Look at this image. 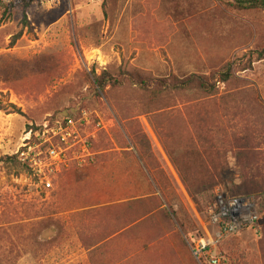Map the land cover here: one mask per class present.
Returning <instances> with one entry per match:
<instances>
[{
  "label": "rangeland",
  "instance_id": "1",
  "mask_svg": "<svg viewBox=\"0 0 264 264\" xmlns=\"http://www.w3.org/2000/svg\"><path fill=\"white\" fill-rule=\"evenodd\" d=\"M263 49L264 10H240L236 0L0 8V264H197L189 238L222 184L234 196L244 183L261 192L242 195L264 216ZM228 66L230 79L218 83ZM104 73L126 80L102 92ZM131 74L210 76L218 94L151 102ZM83 114L93 162L64 171L50 190L33 172L8 169L20 166L9 159L31 125ZM170 154L198 172L221 164L216 188L195 201ZM220 251L227 264H264V225Z\"/></svg>",
  "mask_w": 264,
  "mask_h": 264
},
{
  "label": "built area",
  "instance_id": "2",
  "mask_svg": "<svg viewBox=\"0 0 264 264\" xmlns=\"http://www.w3.org/2000/svg\"><path fill=\"white\" fill-rule=\"evenodd\" d=\"M53 118V117H50ZM84 121L73 117L53 118L40 127L31 128L17 151L19 160L29 166L41 185L50 190L55 179L72 166H87L95 153L84 138ZM0 131V136H2ZM95 137L94 133L87 135ZM201 236L190 244V252L198 264H227L220 247L246 230H260L264 216L257 203L249 197H237L227 191L225 184L214 191V200L207 209Z\"/></svg>",
  "mask_w": 264,
  "mask_h": 264
},
{
  "label": "trees",
  "instance_id": "3",
  "mask_svg": "<svg viewBox=\"0 0 264 264\" xmlns=\"http://www.w3.org/2000/svg\"><path fill=\"white\" fill-rule=\"evenodd\" d=\"M39 1H42V0H0V8L10 9V8L21 7L24 9H28L35 2H39ZM6 2H8V5H6ZM236 6L240 10H264V1L263 0H236ZM24 23L28 24L26 15L24 16ZM257 58L258 60L264 59V49L258 52ZM219 74L221 78L217 82L218 83L227 82L230 79L231 74H232L231 66H228L226 69H224ZM126 77L128 78V80H130L132 84L139 86L142 90H144L148 94V97L151 100V102H155L159 100L164 95L178 94L182 92L199 93L202 98H210L218 94V89L216 88L215 78H212L210 76L194 74L187 78H179L176 75H171L168 78H150V77H144L140 74H131V75H126ZM96 80H97L99 91L103 92L105 88L108 86L123 85L125 82L124 80L126 79L125 77H122V80H119L117 78H114L104 73L102 77H97ZM170 156L172 157V160L183 182L187 186L191 196L194 198L195 201L199 202V198L201 196H207L212 190H214V188H216V185H217L216 179H217V176L219 175V172L221 171L220 170L221 164L215 166L213 171H209L208 168H206L205 171L198 172L197 170L193 168L183 169L178 163V161L175 158H173V155L170 154ZM205 157L209 159L210 156L207 155ZM17 158L18 156L12 157L9 160L16 162ZM204 160L202 161L203 167L206 166V160L205 161ZM2 162L7 164L4 160L0 159V163ZM19 165H20L19 167L17 166L14 168L11 166V167H8V169L15 170L17 173H19L20 171H24V170L31 171L29 166L22 163L20 160H19ZM154 189L156 190V188ZM239 192H241L242 194H251V196L255 194H257L258 197L262 196V193L259 191H256L251 188L246 189V183L240 186ZM242 194H239L236 196L243 197ZM144 198L145 197H140V198L132 199V200L140 201ZM211 203H213V200L211 201ZM211 203H209V205ZM208 207L205 210V214L207 212ZM199 236H201V233L196 235L194 238L199 237ZM192 241L193 239L189 238L190 244L192 243Z\"/></svg>",
  "mask_w": 264,
  "mask_h": 264
},
{
  "label": "crops",
  "instance_id": "4",
  "mask_svg": "<svg viewBox=\"0 0 264 264\" xmlns=\"http://www.w3.org/2000/svg\"><path fill=\"white\" fill-rule=\"evenodd\" d=\"M147 195L143 191V192H139V193L134 194L132 197H127V198H125V200H131V199H137V198H140V197H146ZM117 202H119V201H117Z\"/></svg>",
  "mask_w": 264,
  "mask_h": 264
},
{
  "label": "water",
  "instance_id": "5",
  "mask_svg": "<svg viewBox=\"0 0 264 264\" xmlns=\"http://www.w3.org/2000/svg\"><path fill=\"white\" fill-rule=\"evenodd\" d=\"M264 1V0H263Z\"/></svg>",
  "mask_w": 264,
  "mask_h": 264
}]
</instances>
